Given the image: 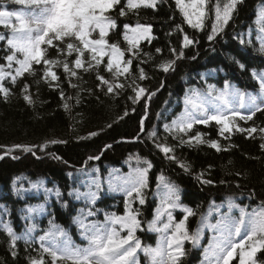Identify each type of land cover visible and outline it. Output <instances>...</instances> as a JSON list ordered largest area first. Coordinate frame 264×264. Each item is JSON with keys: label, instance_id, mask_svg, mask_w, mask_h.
Wrapping results in <instances>:
<instances>
[{"label": "trees", "instance_id": "1", "mask_svg": "<svg viewBox=\"0 0 264 264\" xmlns=\"http://www.w3.org/2000/svg\"><path fill=\"white\" fill-rule=\"evenodd\" d=\"M261 2L244 0L229 23L209 41L212 20H207L202 30L190 27L174 0H160L155 9L141 7L138 12L119 17V7L126 3L122 0L110 13L120 25V32L110 33L111 40L119 39L121 47L126 48L121 36L123 24L135 25L137 18L141 23L152 25L153 39L140 45L142 53H151L152 59L147 63H141L145 59L143 55L139 60L134 59L130 68L132 75L127 79L120 77V82L131 84L135 78L140 87L155 93L151 99L146 94L133 103L129 99L135 95L131 87L120 90L118 95L106 94V86L97 87L95 71L78 70L82 79L73 78L71 83L78 87L72 88L62 67L55 69L60 77L58 86L54 83L50 87L41 80L42 66L39 65L35 66V76L25 74L15 85L10 79L0 82L10 93L7 99L0 93V156H3L0 159V222H7L18 236L24 237L16 242L17 255L13 257L9 238L0 223V264H28L29 257H38L40 237L54 226L64 229L73 243L84 245L86 241L81 238V229L73 217L83 210L81 218L91 223L103 222L106 213L122 215L127 187L123 178L146 167L144 160L152 164L148 170V187L143 189L145 204L134 200L133 207L140 211L142 229L136 235L146 246L155 247L162 235L148 229V222L165 191L163 187L158 188V176L175 184L180 203L193 210L194 215L187 221L190 232L201 227L202 217H206L204 225L216 224L225 214L238 218L240 207L250 212L264 201V150L260 148L264 134L257 131L249 137L247 132L233 131L225 138L219 134L220 126L214 121L208 125L195 124L187 135L179 134L187 139L199 132L205 141L216 140L221 146L217 152L207 143L181 145L179 138L173 139L177 134H170L165 127L184 113L186 107L190 110V105L185 104L186 95L210 109L219 103L214 97L226 91V84L229 94L251 93L259 103V84L252 74L264 73V55L258 51L261 40L255 23ZM19 8L10 0L0 4V10ZM176 25L183 31H177ZM6 32L0 26V33ZM184 35L196 42L183 48V57L177 59L170 49L175 48L179 54ZM157 48L161 53L156 52ZM6 54V41H0V64L6 63L3 59ZM55 55V50L50 49V58ZM166 60H175L174 68L167 73L158 67ZM237 61L245 67L242 69ZM137 65L144 68L145 80L138 79ZM99 71L111 79L103 66ZM25 83L30 85L32 104L23 99L21 89ZM209 86L213 89L212 96L208 95ZM61 91L65 99L61 98ZM65 103L70 106L69 110H65ZM141 118H144V131H141ZM237 123L245 129L264 127V112H258L252 121L238 120ZM152 132L155 137L149 135ZM17 144L46 146L34 147L35 155L21 149L4 155ZM157 144L172 147L177 160L190 164L191 171L185 172L176 161L167 159ZM201 172L203 179L211 180V184L196 178ZM89 193L96 194L94 203ZM228 198L238 206L231 212ZM29 208L36 211L29 212ZM89 210L95 215L86 216ZM173 216L179 220L184 212L181 208L174 209ZM214 235L216 232L205 226L199 245L186 241V255L181 264H206L204 250ZM45 259L50 264V258L45 256ZM257 260L258 264L264 262V250L257 253ZM138 261L148 264L143 252L138 254Z\"/></svg>", "mask_w": 264, "mask_h": 264}, {"label": "snow or ice", "instance_id": "2", "mask_svg": "<svg viewBox=\"0 0 264 264\" xmlns=\"http://www.w3.org/2000/svg\"><path fill=\"white\" fill-rule=\"evenodd\" d=\"M5 2L6 0H0V4ZM10 2L20 8L12 11L0 10V26L7 30L6 33H0V41H6L8 49V54L3 58L6 63L0 64V82L10 79L15 85L18 78L24 77L25 74L35 76L37 74L35 66L39 65L42 66L41 80L50 87L54 83L58 86L60 77L55 69L62 67L65 78L72 88L78 87L77 84L71 83L73 78L82 79L78 75V70L95 71L96 79L99 81L97 87L103 89L106 86V94L118 95L120 90L131 87L135 95L129 99L133 103L138 102L146 94L148 99L155 95L154 92L149 93L147 89L140 87L135 78L131 84L120 82V77L127 79L132 75L130 68L134 59L139 60L141 55L145 57L141 63H147L152 59L151 53H142L140 45L142 41L151 42L153 39L152 25L141 23L137 18L135 25L123 24L121 36L127 45L126 48L121 47L119 39L111 40L110 33L120 32V25L110 13L122 4V0H10ZM159 2L160 0H126V3L119 7V17H126L130 12H138L141 7L155 9ZM174 2L184 22L194 29L202 30L205 22L212 20L211 32L207 37L212 41L233 18L244 0H174ZM256 17L255 23L261 40L258 51L264 55V0L257 8ZM176 30L183 31L180 25H176ZM168 35H171V32ZM195 42L188 35H184L179 54L175 48H171L170 51L177 59L181 58L184 54L183 48ZM241 43L244 41L241 40ZM50 49L55 50L54 58H50ZM161 51L160 48L156 49L157 53ZM71 57L74 59H69ZM174 65L175 60H166L158 67L167 73ZM101 66L110 74L111 79L100 74ZM239 66L242 69L245 67L242 63H239ZM137 68L138 79L145 80L147 75L144 68L139 65ZM252 75L259 84L261 94L259 103L258 98L251 93L235 91L229 94L227 84L226 91L214 97L219 103H215L210 109L206 108L204 103H198L186 95L185 104L190 105V110L186 107L184 113L170 125L165 126L166 130L170 134L176 133L173 139L179 138L181 145L199 146L207 143L217 152L221 151V146L216 140L205 141L199 132L195 136H188L187 139L179 134L187 135L195 124L208 125L212 121L220 126L219 134L225 138L226 134L233 131L247 132L249 137L257 131L264 134V127L258 129L253 126L245 129L237 123L238 120L252 121L258 112H264L262 107L264 73L257 74L254 71ZM36 83L39 84L40 80ZM29 88L30 85L25 83L21 92L24 101L32 104ZM0 93L5 99L10 94L9 89L2 83ZM212 94V86H209L208 95ZM60 95L65 99L63 91ZM64 108L69 110L70 106L65 103ZM145 110L147 111V105ZM127 114L126 111L124 115ZM140 126L141 131H144V118H141ZM149 135L155 137L156 134L152 132ZM45 146L17 144L8 148L4 155H10L16 149L35 155L34 147L43 149ZM156 147L167 159L176 161L185 172L191 171L190 164L177 160L172 147L166 144H157ZM260 148L264 150V143H261ZM93 158L99 157H89ZM0 159H3V156H0ZM143 163L146 167L137 169L134 175L123 178V183L127 187L124 188L126 195L122 215L106 213L103 222L85 223L81 218L84 215L81 210L77 217H73V222L79 225L81 238L86 243L84 245L73 243L64 229L54 226L40 237V255L29 257L28 264H49L45 256L50 258V264H139L140 252L148 258V264H181L182 258L186 255L184 243L187 241L194 246L199 245L205 226L216 232L204 250L206 264H233L234 261H238V264H258L257 253L264 250V201L250 212L240 207L238 218L225 214L216 224L204 225L206 217H202L201 227L195 232H190L187 221L194 212L180 203L177 186L162 175L157 177L160 182L158 188L163 187L165 191L154 210L152 220L148 222L149 231L162 235L155 247L144 245L136 235L137 230H142L140 211L133 207L134 200H138L140 205L145 204L143 189L148 187V170L152 168V164L147 160ZM203 175L201 172L196 178L201 183L211 184L212 181L203 179ZM88 196L94 203L96 194L89 193ZM228 206L229 212L238 207L232 198H228ZM177 208L184 212L183 218L179 220L173 216V210ZM28 211L36 209L29 208ZM93 215L95 213L91 210L86 213L88 217ZM0 223L9 238V250L15 257L16 242L24 237L18 236L7 222ZM29 231L32 229L29 228Z\"/></svg>", "mask_w": 264, "mask_h": 264}]
</instances>
